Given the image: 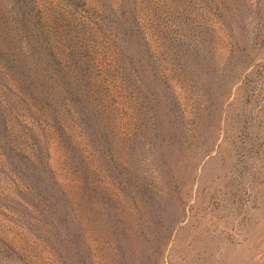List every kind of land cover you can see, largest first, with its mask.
Instances as JSON below:
<instances>
[{
    "label": "rangeland",
    "instance_id": "obj_1",
    "mask_svg": "<svg viewBox=\"0 0 264 264\" xmlns=\"http://www.w3.org/2000/svg\"><path fill=\"white\" fill-rule=\"evenodd\" d=\"M0 264H264V0H0Z\"/></svg>",
    "mask_w": 264,
    "mask_h": 264
}]
</instances>
